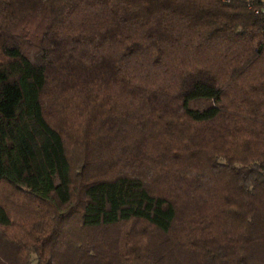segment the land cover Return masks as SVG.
I'll return each mask as SVG.
<instances>
[{"label": "trees", "instance_id": "16d2710c", "mask_svg": "<svg viewBox=\"0 0 264 264\" xmlns=\"http://www.w3.org/2000/svg\"><path fill=\"white\" fill-rule=\"evenodd\" d=\"M263 10L0 0V264H264Z\"/></svg>", "mask_w": 264, "mask_h": 264}, {"label": "rangeland", "instance_id": "374dc122", "mask_svg": "<svg viewBox=\"0 0 264 264\" xmlns=\"http://www.w3.org/2000/svg\"><path fill=\"white\" fill-rule=\"evenodd\" d=\"M263 2H264V0H262ZM130 228V226L129 225H119V226H117V227H112V228H110L109 230H107V231H103L101 234H103V236H102V238H103V240H106L107 242H106V244H109V245H111V244H113V242H115L116 240H119L120 239V237H122L123 236V233H124V231H125V229H129ZM100 234V235H101ZM99 236V235H98ZM114 245V244H113ZM107 253V251H102L101 253L103 254V253ZM111 255L113 254L114 255V253L112 252V253H110ZM112 255V256H113ZM115 259H117V257L116 256H113Z\"/></svg>", "mask_w": 264, "mask_h": 264}, {"label": "built area", "instance_id": "2783aa9c", "mask_svg": "<svg viewBox=\"0 0 264 264\" xmlns=\"http://www.w3.org/2000/svg\"><path fill=\"white\" fill-rule=\"evenodd\" d=\"M256 12H257V13H259V12H260V10H256ZM263 12H264V10H263Z\"/></svg>", "mask_w": 264, "mask_h": 264}]
</instances>
